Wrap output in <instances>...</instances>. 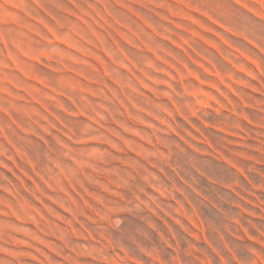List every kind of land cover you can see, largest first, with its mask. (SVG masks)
Segmentation results:
<instances>
[{
  "label": "rangeland",
  "instance_id": "374dc122",
  "mask_svg": "<svg viewBox=\"0 0 264 264\" xmlns=\"http://www.w3.org/2000/svg\"><path fill=\"white\" fill-rule=\"evenodd\" d=\"M0 264H264V0H0Z\"/></svg>",
  "mask_w": 264,
  "mask_h": 264
}]
</instances>
